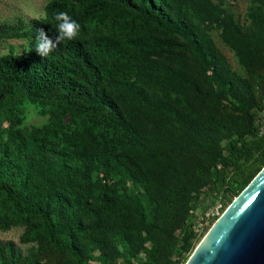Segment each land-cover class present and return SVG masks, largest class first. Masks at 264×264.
I'll return each instance as SVG.
<instances>
[{"label":"rangeland","instance_id":"rangeland-1","mask_svg":"<svg viewBox=\"0 0 264 264\" xmlns=\"http://www.w3.org/2000/svg\"><path fill=\"white\" fill-rule=\"evenodd\" d=\"M48 1L0 0V57L28 47L26 34L44 16ZM183 1L194 13L203 7L219 13L212 21L192 20L198 45L215 63H200L179 37L135 20L132 11H114L119 25L132 19L135 36L155 39L163 50L147 55L127 84L99 85L143 143L117 142L113 152L119 169L113 177L105 178L102 167L91 162L80 173L46 161L22 166L32 174L24 190L28 201L60 195L53 221L82 264H186L244 190L238 183L218 188L217 160L254 136L252 116L264 103V0ZM47 109L23 96L9 101L0 120V142L18 134L27 138L50 125ZM109 140L73 114L63 115L50 137L67 158L74 157L76 144L92 155L104 153ZM104 193L108 208L103 210ZM11 207L0 194V217H14ZM97 211H102L99 224ZM37 227L33 218L16 217L9 228H0V264H72Z\"/></svg>","mask_w":264,"mask_h":264},{"label":"trees","instance_id":"trees-1","mask_svg":"<svg viewBox=\"0 0 264 264\" xmlns=\"http://www.w3.org/2000/svg\"><path fill=\"white\" fill-rule=\"evenodd\" d=\"M116 8L125 9L127 13L132 11L135 20L179 37L200 63L216 62L209 58V50L204 52L198 45L192 20L200 17L212 21L219 13L208 7L194 13L183 0H49L44 16L33 21L31 32L26 34L28 47L34 49L37 29L54 35L57 26L54 16L59 12H66L80 25L77 39L62 42L46 58L37 55L35 50L0 57V120L9 101L21 96L36 105L47 106L50 118V125L35 129L27 138L18 134L12 135L11 142H0V194L5 196L15 215L0 217V228H9L16 217L33 218L38 223L36 232L55 250L68 254L72 264H82L81 257L72 244L60 236L52 216L55 209L60 211V195L57 193L47 202L37 198L28 201L24 190L32 174L22 166L46 161L55 168L80 173L91 162L102 167L105 178H111L119 169L113 152L117 142L134 140L139 146L143 144L117 105L99 91V85L127 84L147 55L161 52L163 45L155 39L136 37V23L132 19L123 20L124 25H119L113 18ZM212 75L221 86L217 74L213 71ZM66 114L82 116L90 132H98L104 140L108 136L110 146L105 147V152L92 155L83 145L76 144L74 157L67 158V154L55 150L50 137L57 134L61 118ZM252 128L251 139L240 140L217 160L218 188L238 183L243 190L264 166V136L256 134L253 120ZM101 202V209L108 208L106 193L101 196ZM79 204L84 208L86 200H80ZM101 213L96 212V224Z\"/></svg>","mask_w":264,"mask_h":264},{"label":"water","instance_id":"water-1","mask_svg":"<svg viewBox=\"0 0 264 264\" xmlns=\"http://www.w3.org/2000/svg\"><path fill=\"white\" fill-rule=\"evenodd\" d=\"M186 264H264V166L212 225Z\"/></svg>","mask_w":264,"mask_h":264},{"label":"clouds","instance_id":"clouds-1","mask_svg":"<svg viewBox=\"0 0 264 264\" xmlns=\"http://www.w3.org/2000/svg\"><path fill=\"white\" fill-rule=\"evenodd\" d=\"M57 26L54 35L49 36L44 29H37L36 43L34 49L26 47L22 52L35 50L37 55L46 58L64 41L76 40L80 33V25L73 20L66 12H59L54 16ZM22 52H19L20 55Z\"/></svg>","mask_w":264,"mask_h":264},{"label":"built area","instance_id":"built-area-1","mask_svg":"<svg viewBox=\"0 0 264 264\" xmlns=\"http://www.w3.org/2000/svg\"><path fill=\"white\" fill-rule=\"evenodd\" d=\"M253 127L258 136H264V103L253 114Z\"/></svg>","mask_w":264,"mask_h":264}]
</instances>
